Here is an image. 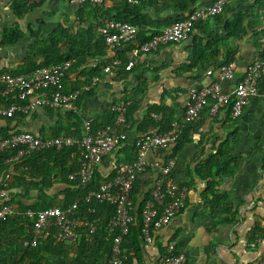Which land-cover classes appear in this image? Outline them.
Here are the masks:
<instances>
[{"label": "crops", "instance_id": "obj_1", "mask_svg": "<svg viewBox=\"0 0 264 264\" xmlns=\"http://www.w3.org/2000/svg\"><path fill=\"white\" fill-rule=\"evenodd\" d=\"M36 1L31 0V3H38ZM69 1L42 0L38 7L16 17L13 0H0V77L15 72L22 74L21 66L32 56L31 47L38 39L48 42L47 36L58 27L77 39L89 24L103 21L83 10V6ZM209 3L210 0H199L198 6ZM157 10L144 7L142 13L150 21L170 17L161 13V9ZM11 30L17 31L19 37L16 38V33L10 34ZM263 31L264 25L257 29L259 33ZM256 39L260 40L249 33L236 42V67L232 78L220 84L223 91L235 90L245 77L247 67L258 59ZM77 43L82 45V37ZM188 45L185 42L163 47L153 55L129 54L133 56L130 61L134 65L130 72L123 74H106L99 69V75L92 80L91 90L80 92L73 111L36 109L26 115L18 114L14 119L0 118V139L18 133L48 138L59 128L64 129L61 136L66 135L65 129L73 122V116L92 123L109 122L106 106L110 102L122 101L129 92L136 102V110L130 115L127 128L123 130L124 125L118 127L127 135L123 146L102 161L99 170L103 175L108 174L116 158L120 162L127 158L139 131L137 122L145 119L150 106L170 107L175 120L182 121L186 95L178 90L199 89L213 82V78L203 72L198 80L196 73L173 75L185 64L189 56ZM110 57H105L103 64L108 66ZM100 61L95 59L94 63ZM216 64L211 61L207 70H213ZM68 77L73 81L75 74L70 72ZM70 83L68 81L69 87ZM69 114L73 115L71 119L67 117ZM188 135L187 143L174 157L175 167L171 175L177 185L188 187L186 207L166 227L154 232L151 244L136 238L135 250L128 251V264H156L158 258L166 256L169 243H174L177 252L186 255V264H257L264 258V95L253 98L235 120L231 118L228 106L215 117L209 116L208 108H205ZM225 151L228 155L223 158L224 162L230 158L237 164L234 172L220 177H201L205 172L200 173V167ZM162 153H147L146 159L150 163H160ZM155 176L154 170H148L138 178L139 187L145 192L151 189ZM61 190L62 187L57 186L48 191L50 195H57L55 204L59 206L63 203ZM30 194L33 198L28 204L35 202L36 191Z\"/></svg>", "mask_w": 264, "mask_h": 264}, {"label": "trees", "instance_id": "obj_2", "mask_svg": "<svg viewBox=\"0 0 264 264\" xmlns=\"http://www.w3.org/2000/svg\"><path fill=\"white\" fill-rule=\"evenodd\" d=\"M215 1L217 0H210L207 6ZM13 2V12L16 17H19L26 11L29 12L33 8L38 7L42 0L36 1L38 3H31V0H13ZM198 2L199 0H162L161 2L150 0L142 4L129 5L126 0H103L101 7L87 3L83 5V10H88L91 15L103 21L98 24H89L82 34H78L77 39L69 35V32H66L65 29L58 27L47 36L48 42H41L39 39L35 42L31 47L32 56L21 66L20 70L23 72L22 74H26L40 67H51L65 61H73L69 73L73 72L75 79L73 81L70 80L68 74L63 82L66 91H79L84 86L92 85L93 78L99 75L101 68V72H104L107 64H103V61L105 57H110V55L111 57L107 61L110 63L112 60L118 59L120 66L112 68L108 74L118 75L125 73V66L133 57H130L129 54H138L141 47L149 42L152 37L161 34L167 27L184 20L194 11L207 7L198 6ZM144 7H150L155 11L161 9V13L165 12L166 16L170 15V17L163 21H150L142 13ZM108 21L134 26L137 29L135 39L121 49L111 50L98 32V28ZM263 25L264 0H227L220 14L205 22L196 23L187 40L166 46L189 43V56L185 64L175 71L173 75L181 76L196 73L198 80L201 72L206 73V75L208 71L218 72V70L235 61V44L248 36L249 33L254 38H260L259 41L256 39L257 46L255 47L259 53L258 59L264 61V42L261 41V39H264V31L262 33L257 32V29ZM12 33H16V38L19 37L17 31L11 30L10 34ZM80 37H82V45L78 44ZM76 42H78V45H76ZM95 59H99L102 62L94 63ZM211 61L217 62V64L213 70H207ZM92 63H94V66H90ZM16 75L21 74L16 72L10 74V76ZM210 77L213 78V81L215 80L214 75ZM68 81L71 82V87L68 86ZM178 91L185 93L187 100V90ZM176 93L178 92L176 91ZM77 101L74 105H76ZM11 104H20V102L13 97H0V109L7 108ZM227 106L229 114H231L232 103ZM106 107L107 112L105 114L110 115L109 122L99 124L90 122L92 134L115 124L118 113L114 108L125 109L126 123L123 130L127 128L126 126L131 122L130 115L136 110V102H134L128 92L122 101L110 102ZM152 114H161V121L154 122L151 118ZM70 116L73 115L69 114L67 117L71 119ZM0 118L5 117L0 116ZM72 120L73 122L69 128L65 129L68 134L62 136L82 139L86 135L83 125L87 119L73 116ZM173 120H175V116L170 107L164 105L150 106L147 109L145 119L137 122L139 131L135 134L136 137L130 145L131 148L125 161L120 162L116 158L109 169V173L104 175L99 170L101 163L94 172L92 183L86 186H82L77 179L71 180L69 178L79 169L80 153L76 151L75 147L61 150H43L24 156L17 161L9 160L16 155V150L0 154V188L4 177L9 175L10 204L16 208L17 212L14 215L7 216L4 220H0V264H109L112 239L116 235L109 234L108 223L114 216V209L108 204L98 205L94 202L91 205L86 204L84 198L89 192L96 190L101 183L110 181L115 176V168L119 163H130L133 161L137 138L146 135L149 128L158 129L160 132L165 131ZM196 122L191 124L181 123V132L176 143L168 150L163 151L164 153L161 152V164L174 158L182 149L189 139V130L194 127ZM133 123L135 124V121ZM63 130L62 128L55 130L54 135L50 137H62L61 133ZM119 131L122 132V130ZM227 155L226 151L219 152L211 163L208 162L206 166L200 167L199 172H205V175L201 174V177L213 178L232 174L237 168V164L230 158L224 162L223 158ZM138 182V179H136L132 190L135 221L130 226L129 233L122 237L121 241L126 264H128L130 258L128 251L130 249L135 250V239L138 237L142 239L140 233L141 211L152 190L151 188L145 192L139 187ZM57 186L62 187L63 203L61 206L55 204L56 194H48L50 189H54ZM208 186L211 187L210 184ZM31 191H36L35 202L28 204L27 202L33 198V195L30 194ZM76 200H79L77 219L80 220V226L75 242L55 243L49 239L47 241H39L34 246L24 245L25 242H30L33 236V223L35 220V217L29 218L26 215L27 211L35 214L54 206L67 208ZM88 208H94L95 214H87ZM86 220L95 226V233L88 235L89 228L84 226ZM127 243H130V245Z\"/></svg>", "mask_w": 264, "mask_h": 264}, {"label": "built area", "instance_id": "obj_3", "mask_svg": "<svg viewBox=\"0 0 264 264\" xmlns=\"http://www.w3.org/2000/svg\"><path fill=\"white\" fill-rule=\"evenodd\" d=\"M150 0H126L129 5L146 3ZM161 2L162 0H156ZM72 4L83 6L87 3L102 6L103 0H71ZM227 0H217L209 6L199 9L188 15L161 34L143 45L139 53L150 54L169 44L184 42L196 23L205 22L220 14ZM104 42L111 50L121 49L130 44L136 37L137 29L126 23L108 21L98 28ZM73 61H65L51 67H40L31 73L0 77V97H13L20 104H11L7 108L0 109V116L11 119L18 114H29L36 109L67 110L73 111L74 104L82 91H89L91 87L85 86L80 91H66L64 79L68 76ZM134 62L129 61L125 70L133 68ZM120 66V61L114 59L104 68L108 73ZM235 62L218 70L208 71L207 76H215V80L199 89H187V100L185 104L183 123L191 124L197 121L205 108L211 117L232 103L231 118H239L250 101L264 95V61L259 59L253 61L246 70L241 84L231 92H225L221 88L223 81L233 76ZM97 79L94 80L96 82ZM118 113L115 124L105 129L91 133L90 122H84L85 136L82 139L68 136L51 137L41 139L31 133L9 134L0 140V154L16 150V155L9 159L17 161L24 156L43 150H61L63 148H76L80 153L79 169L71 175V180H79L82 186L89 185L93 181L96 168L104 158L113 153L127 140V135L120 132L118 127L126 123L125 109L114 108ZM161 114H152L155 122L161 121ZM181 132V122L172 121L165 131L151 129L142 137L136 139L133 161L130 163H119L115 168V176L107 182L101 183L96 190L89 192L84 202L86 204L97 203L108 204L114 209V216L108 223L109 234H115L112 239L111 259L109 264H126V258L121 248L122 237L129 233L130 226L134 223L135 205L132 201V190L136 179L144 175L148 170L155 171L156 176L152 190L145 201L141 211L140 233L145 244H151L153 234L166 227L186 207L188 200V187L179 186L172 180L171 175L175 167V159L171 158L166 163H150L146 159L147 153L157 155L171 148L178 139ZM8 178L6 175L1 182L0 188V220L9 215H14L16 208L10 204V190L8 189ZM79 200H76L67 208L54 206L38 213L27 211L29 218H34L33 236L25 246H34L39 241L53 240L55 243H73L77 239V231L80 220L77 219ZM87 214L94 215L95 209L88 208ZM84 226L88 227V235L95 233V226L86 220ZM167 254L158 258L156 264H186L187 257L177 252L176 245L169 243ZM257 264H264L262 258Z\"/></svg>", "mask_w": 264, "mask_h": 264}, {"label": "clouds", "instance_id": "obj_4", "mask_svg": "<svg viewBox=\"0 0 264 264\" xmlns=\"http://www.w3.org/2000/svg\"><path fill=\"white\" fill-rule=\"evenodd\" d=\"M95 79H97V78H95ZM95 79H94V80H95ZM89 87H91V86H89ZM80 90H82V88H81ZM80 90H79V91H80ZM90 90H91V88H90ZM90 90H89V91H90ZM82 92H88V91H82ZM78 97H79V96H78ZM230 103H231V102H230ZM230 103H229V104H230ZM180 122L182 123V121H180ZM195 122H196V121H195ZM48 138H51V137H48Z\"/></svg>", "mask_w": 264, "mask_h": 264}]
</instances>
